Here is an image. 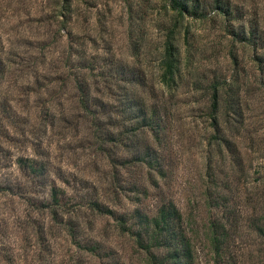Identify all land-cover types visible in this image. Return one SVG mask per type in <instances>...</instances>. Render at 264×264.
Returning a JSON list of instances; mask_svg holds the SVG:
<instances>
[{
  "label": "rangeland",
  "instance_id": "374dc122",
  "mask_svg": "<svg viewBox=\"0 0 264 264\" xmlns=\"http://www.w3.org/2000/svg\"><path fill=\"white\" fill-rule=\"evenodd\" d=\"M66 1L72 2L67 27ZM200 1L206 17H186L177 33L181 73L163 141L159 146L150 131L145 135L165 157L169 174L162 179L146 165L114 166L99 149L67 80V57L73 29L79 34L74 48L87 44L88 55L99 58V73L129 63L149 80L152 89L142 93L147 102L163 101L160 58L173 20L167 0H0V56L8 63L1 84L8 111L0 109V264H149L118 217L135 208L154 215L161 194L180 208L196 264H264V71L257 60H264V49L238 41L226 28L227 22L253 25L264 34V0H222L235 17L244 15L230 21L212 0ZM78 58L74 54L70 64ZM213 81L223 90L228 84L241 89L242 127L223 124L231 149L210 126ZM112 120L118 124L121 114L113 112ZM117 126L110 128L121 131ZM114 148L117 157L130 154L127 146ZM21 157L45 163L47 180L64 190L57 217L39 207L51 201L50 186L32 182ZM150 173L161 192L147 179ZM93 200L117 215L93 210ZM213 221L229 233L223 258L211 242ZM92 245L99 249L89 250Z\"/></svg>",
  "mask_w": 264,
  "mask_h": 264
},
{
  "label": "trees",
  "instance_id": "16d2710c",
  "mask_svg": "<svg viewBox=\"0 0 264 264\" xmlns=\"http://www.w3.org/2000/svg\"><path fill=\"white\" fill-rule=\"evenodd\" d=\"M212 1L213 8L227 16V21L237 18L234 16L235 9L228 2ZM167 3L165 8L172 11L173 20L167 28L160 58L159 89L167 93V98L164 97L163 101L147 102V97L142 93L152 89L149 86V80L145 74L140 73L138 68L132 67L129 63L117 64L114 72L102 71L99 73L97 71L99 58L94 54L88 55L89 46L83 43L81 51L74 48L73 43L79 34L74 33L73 29L68 30L69 54L67 57V62H69L67 80L71 81L77 107L82 110L85 120L91 124L90 127H92L93 135L99 143V149L108 153L114 166H118V164L124 167L146 165L162 179H166L169 174L165 165V157L155 149V146H151V142L145 137L146 131L151 132L154 143L160 146L167 130V116L172 108V97L176 95L178 78L181 73L182 58L180 47L176 41L177 33L181 27H184L186 17L192 19L206 17V12H204L206 6L200 0H167ZM63 9L67 10L64 20L65 27H67L66 25L72 20V2L66 1L63 4ZM243 17L244 15L237 20L243 19ZM226 28L238 41L264 49V34L258 26L247 27L246 24H239L236 27L233 22H227ZM92 43L91 49H96V43ZM2 51L0 47V52L2 53ZM74 54H78L79 58L72 60L77 61L76 63L70 64ZM135 54L138 56V52ZM257 60L260 62V69L264 71L263 58L258 57ZM7 71L8 63L3 56H0V109L4 112H7L8 108L1 100V84ZM211 86L213 91L207 109L208 117L211 119L210 126L215 130L216 140L231 149L232 142L226 135L223 124H231L234 121L239 124V129L242 127L244 111L241 89H233V85L229 87L231 85L228 84V88L223 90V86L218 81H213ZM111 98L117 100L116 106ZM222 110L225 111L226 120H221ZM113 112L122 116V121L118 124L112 120ZM117 125L122 127L121 131L110 128ZM107 144L112 146H107ZM122 146H127L130 154L121 157L115 156L114 147L119 149ZM19 163L26 170V176L32 182L37 183L38 180L42 183L41 186H50L51 201L43 200L42 206L39 207H48L53 216L57 217L58 208L66 204L60 196V194H64V190L57 187L56 184H50V181L47 180L48 166L34 158L21 157ZM208 173L211 175L210 171ZM148 176L147 179L151 180L154 188L161 192L157 178L151 173ZM124 187L120 184V189L124 190L126 188ZM159 200L157 212L152 216L139 208H135L131 216L121 214L118 217L120 230L130 233L135 238L137 249L146 254L149 264H196L194 246L180 208L173 199H168L162 194ZM90 207L101 214L117 215L115 209L99 200L91 201ZM228 237L229 233L223 222L213 221L211 223L210 238L215 249V256L218 258H223L225 255V242ZM88 249L96 251L99 246L92 245Z\"/></svg>",
  "mask_w": 264,
  "mask_h": 264
}]
</instances>
